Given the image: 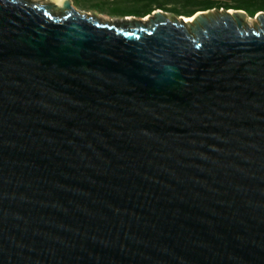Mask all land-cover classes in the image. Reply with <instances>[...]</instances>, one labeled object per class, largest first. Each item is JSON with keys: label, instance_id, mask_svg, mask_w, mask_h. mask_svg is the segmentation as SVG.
I'll return each mask as SVG.
<instances>
[{"label": "water", "instance_id": "water-1", "mask_svg": "<svg viewBox=\"0 0 264 264\" xmlns=\"http://www.w3.org/2000/svg\"><path fill=\"white\" fill-rule=\"evenodd\" d=\"M246 17L0 0V264H264V13Z\"/></svg>", "mask_w": 264, "mask_h": 264}, {"label": "trees", "instance_id": "trees-1", "mask_svg": "<svg viewBox=\"0 0 264 264\" xmlns=\"http://www.w3.org/2000/svg\"><path fill=\"white\" fill-rule=\"evenodd\" d=\"M111 5L113 17L144 19L157 10L175 17L190 18L211 10L244 11L249 18L264 13V0H90Z\"/></svg>", "mask_w": 264, "mask_h": 264}, {"label": "rangeland", "instance_id": "rangeland-1", "mask_svg": "<svg viewBox=\"0 0 264 264\" xmlns=\"http://www.w3.org/2000/svg\"><path fill=\"white\" fill-rule=\"evenodd\" d=\"M35 2H39L42 4H49L51 2V0H32ZM53 1V0H52ZM72 1V5L73 7L84 14H88L91 16H97L98 18H100L103 21H109V22H120L121 19L120 17H113L112 12L114 11L111 8V5L109 4H105V3H101L100 1H97V7H93V3L94 1H90V0H71ZM216 12H214L215 14ZM167 18L170 20H173L175 18V16L173 14L167 13ZM150 21L151 18H144V20ZM140 20V19H137ZM133 21V20H132ZM245 23L247 25H249L250 27H258L260 26V22L259 20L255 19V18H249L246 17L245 18ZM188 29L190 30V27H188Z\"/></svg>", "mask_w": 264, "mask_h": 264}, {"label": "bare ground", "instance_id": "bare-ground-1", "mask_svg": "<svg viewBox=\"0 0 264 264\" xmlns=\"http://www.w3.org/2000/svg\"><path fill=\"white\" fill-rule=\"evenodd\" d=\"M57 5H62L66 0H53ZM193 18H185V21H192Z\"/></svg>", "mask_w": 264, "mask_h": 264}]
</instances>
